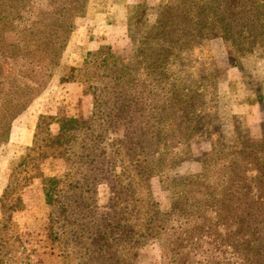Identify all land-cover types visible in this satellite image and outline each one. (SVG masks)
Masks as SVG:
<instances>
[{
    "label": "rangeland",
    "instance_id": "rangeland-1",
    "mask_svg": "<svg viewBox=\"0 0 264 264\" xmlns=\"http://www.w3.org/2000/svg\"><path fill=\"white\" fill-rule=\"evenodd\" d=\"M163 2L169 0H90L86 15L75 20L61 67L13 120L9 141L0 146V200L9 177L17 182L24 174L17 167L26 154L24 139L30 132L32 146L40 116L83 118L93 126L92 140L80 136L66 163L52 155L33 167L35 177L20 192L24 209L12 215L6 228L1 227L0 208V264H244L247 254L261 250L252 230L263 227L264 211H252L256 220L242 215L251 227L243 246L234 235L228 237V224H216L211 214L200 215L194 207L208 188L204 182L214 184L229 171L226 157L232 155L233 141L261 140L263 100L252 113L239 111L253 107L247 100L263 96L264 50L231 57L230 46L212 38L186 52L180 22L179 32L164 43V48L170 46L167 57L141 63L133 52L137 34L156 24ZM173 2L176 6L183 0ZM145 9L152 11L144 15ZM14 34L8 33L7 40H14ZM107 47L123 58L122 66L82 65L88 52ZM70 67L76 68L74 79L61 83ZM122 69L118 84L113 78ZM200 90L204 93L193 96ZM175 92L195 97L196 115L208 120L206 128L203 121L189 126L175 117ZM106 101L127 111L122 121L109 112ZM142 117L150 119L146 126ZM45 128L42 123L37 145L46 138ZM57 131V124L49 126L51 135ZM42 176L66 177L72 183L61 194L66 211L56 210L54 223ZM250 263L258 264L254 258Z\"/></svg>",
    "mask_w": 264,
    "mask_h": 264
},
{
    "label": "trees",
    "instance_id": "trees-1",
    "mask_svg": "<svg viewBox=\"0 0 264 264\" xmlns=\"http://www.w3.org/2000/svg\"><path fill=\"white\" fill-rule=\"evenodd\" d=\"M89 1L0 0V146L8 143L13 120L42 94L57 69L61 67L67 43L75 29V20L86 15ZM140 8L137 7V10ZM144 11V15H149L152 10ZM155 17L156 24L141 29L137 34L140 35L138 46L133 48L135 55L144 64L148 61L150 64H156L167 57L170 46L167 45L168 49L164 48V43L168 44V40L179 32L180 22V43L188 48L186 52L194 47H201L212 38L223 39L227 46H230L231 57L256 49L264 50V0H183L176 6L169 0L158 6ZM8 33H15L14 40H7ZM109 51L110 48L107 47L88 52L82 65L97 61L98 66L104 69L122 66L123 58L119 59ZM233 64L235 65V62ZM74 71L76 68L70 67L69 74L65 78L60 77L59 81L62 83L74 79ZM113 81L118 84L123 82V69L115 75ZM202 93L204 92L195 91L193 96ZM193 96L188 98L181 92L173 93L171 99L176 108L172 111L175 117L189 123V126L197 120V124L203 121L206 128L208 120L204 121L200 117L198 119ZM262 100L263 96L259 95L247 100V104L252 107ZM135 103L136 101H131L129 105L133 106ZM106 104L109 106V112L118 114L122 121L123 114L127 111L119 108L120 105L117 106L116 102L106 101ZM101 119L107 123L106 116ZM149 120L141 118L144 126ZM121 121L119 120L117 125H120ZM42 123L46 125V138L42 140L41 145H37L36 138ZM54 123L58 125V131L53 136L49 132V126ZM92 132V124L80 117H39L33 144L24 148L26 154L20 158L17 165L24 174L17 182L9 177L3 191L0 208L4 223L1 227H8L12 222V215L23 211L20 192L35 177L31 172L33 167L52 155L62 158L65 163L68 162L70 158H67V152L76 145L78 138L84 135L86 140L91 141ZM234 133L237 135L238 129ZM50 149H53V152H49ZM230 150L232 155L227 154L226 157L229 171L215 180L214 184L204 182L208 188L200 193L194 209L196 208L200 215L211 214L216 224H228L227 226L231 227L228 237L234 235L239 245L244 246L249 239L247 233L251 227L244 223L242 215L244 214V218H251L253 215L256 220L258 214H252V211H264V124L260 141L251 144L239 137L233 141ZM34 152L36 155L32 156L31 153ZM89 155L87 153L84 157L88 158ZM242 169L244 170L241 171ZM41 180L44 201L51 209L50 219L51 223H54L56 219L53 213L56 210L62 213L66 211L61 194L63 189L72 183L66 177L61 179L42 176ZM211 185L214 187L209 189ZM259 224L263 227L260 231L252 230V238L255 240L260 237L258 243L261 246L258 243L257 245L261 250L258 254H247L244 264H252V258L258 264H264V220ZM50 235L56 237L55 232Z\"/></svg>",
    "mask_w": 264,
    "mask_h": 264
},
{
    "label": "crops",
    "instance_id": "crops-1",
    "mask_svg": "<svg viewBox=\"0 0 264 264\" xmlns=\"http://www.w3.org/2000/svg\"><path fill=\"white\" fill-rule=\"evenodd\" d=\"M263 90H264V89H263ZM262 103H263V107H264V91H263V102H262ZM260 104H261V103H260ZM259 106H260V105L258 104V105H256V106H253L252 108H249L248 106H245V107H243V108L241 107L239 113L242 114V115L252 113L253 110H254V109H258ZM24 142H25V145H26V146H29V145H30V143H31V134H30V132H29V136H28V135L25 136Z\"/></svg>",
    "mask_w": 264,
    "mask_h": 264
}]
</instances>
